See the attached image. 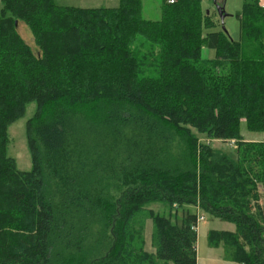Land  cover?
Masks as SVG:
<instances>
[{
	"label": "trees",
	"instance_id": "16d2710c",
	"mask_svg": "<svg viewBox=\"0 0 264 264\" xmlns=\"http://www.w3.org/2000/svg\"><path fill=\"white\" fill-rule=\"evenodd\" d=\"M166 1L150 22L141 0L114 9L1 0L0 264H198V215L187 208L235 225L210 231L211 248L264 264V141L240 133L245 121L264 134V7L245 0L235 41L202 0ZM137 36L158 47L157 65H141ZM203 47L219 59H203ZM32 102V170L21 172L7 156V127ZM211 140H234L236 157ZM146 217L154 253L143 249Z\"/></svg>",
	"mask_w": 264,
	"mask_h": 264
},
{
	"label": "rangeland",
	"instance_id": "374dc122",
	"mask_svg": "<svg viewBox=\"0 0 264 264\" xmlns=\"http://www.w3.org/2000/svg\"><path fill=\"white\" fill-rule=\"evenodd\" d=\"M58 6L62 7H74V8H83V9H114L119 7V0H54ZM171 1L167 0L166 3L173 5ZM217 1V2H216ZM202 10L209 12L214 17H219L217 6L222 7L224 5V10L227 17L224 20V27L227 32V35L238 41L240 39V30H239V21L236 18V14L240 13L245 4V0H202ZM142 13L141 18L146 21L156 22L161 19V7L163 5V0H141ZM259 5L261 7V0H259ZM4 3L0 0V14L1 10L4 8ZM9 12L6 13V16H10ZM16 31L19 37L24 41L25 45L30 49L31 55L36 60H42L44 57V52L38 44L37 38L34 35L32 29L26 24L23 20H17L15 22ZM155 46L150 41H148L143 36H137L134 45L131 47L133 51H136L138 54V60L143 66V62L150 59L157 65V56L158 47L155 46L154 55L152 56V47ZM151 53V55H150ZM202 58L205 60L208 59H219L216 56L215 52L208 50L207 48H202ZM2 59V60H1ZM3 60H7V56H4L2 52L0 54V67L4 65ZM1 76V75H0ZM157 68L145 70L144 74L140 77H157ZM110 77H115V74H111ZM37 110L36 103L32 102L27 104L25 113L22 117L11 122L7 127V156L12 158L16 162L17 169L21 172H30L32 170V157L28 148L27 140V126L28 122L34 117ZM240 133L242 138L248 142H261L264 141L263 133H253L248 131L245 121H242L240 125ZM211 143L212 147L223 149L230 157H236V150L230 146L228 143H225L220 140H211L208 141ZM147 209L152 210L155 214L161 216H168L169 208L160 203H153L147 207ZM192 214L197 213L194 208H187ZM199 213V212H198ZM185 211L176 212L172 214L173 219H178L181 221L185 216ZM200 215V214H199ZM204 216L203 214H201ZM175 216V217H174ZM205 220L199 222L197 227V256L198 264H233L228 261L226 253L224 250L211 248L208 242V234L210 231H225V232H234L235 225L232 223H227L220 221L218 219L212 218L207 215L204 216ZM153 223L146 217L145 228L143 230L144 246L143 249L148 253H154L155 248L153 245Z\"/></svg>",
	"mask_w": 264,
	"mask_h": 264
},
{
	"label": "water",
	"instance_id": "95a60500",
	"mask_svg": "<svg viewBox=\"0 0 264 264\" xmlns=\"http://www.w3.org/2000/svg\"><path fill=\"white\" fill-rule=\"evenodd\" d=\"M217 11H218V15H219L220 20H221L223 31H225V33L227 34L225 27H224V20L227 17L225 10H224V5L222 7L217 6Z\"/></svg>",
	"mask_w": 264,
	"mask_h": 264
},
{
	"label": "crops",
	"instance_id": "0c3cea01",
	"mask_svg": "<svg viewBox=\"0 0 264 264\" xmlns=\"http://www.w3.org/2000/svg\"><path fill=\"white\" fill-rule=\"evenodd\" d=\"M261 4H262V6H264V0H261ZM248 142V141H247ZM260 205L264 208V192H263V195H262V198H261V201H260ZM196 211H197V213H195V214H197V215H201V214H203L204 216H207L206 214H204L203 212H201L198 208H194ZM190 212V211H189ZM199 212V213H198ZM197 231V230H196ZM222 247H220V248H217V249H221ZM216 249V248H215ZM223 249V248H222ZM228 261H230V260H228ZM230 262H232V261H230ZM233 264H235L234 262H232Z\"/></svg>",
	"mask_w": 264,
	"mask_h": 264
},
{
	"label": "built area",
	"instance_id": "2783aa9c",
	"mask_svg": "<svg viewBox=\"0 0 264 264\" xmlns=\"http://www.w3.org/2000/svg\"><path fill=\"white\" fill-rule=\"evenodd\" d=\"M171 3H174V1H171ZM227 143L230 146H232L233 148H236V142L234 140L228 141ZM204 220H205L204 216L198 215V217H197V227H198L199 222L204 221ZM197 227H196V230H197Z\"/></svg>",
	"mask_w": 264,
	"mask_h": 264
}]
</instances>
